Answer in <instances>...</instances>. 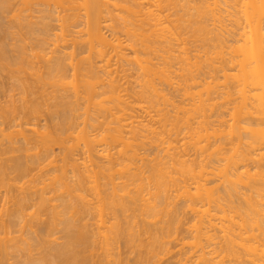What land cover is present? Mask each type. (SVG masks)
<instances>
[{"label":"bare ground","instance_id":"bare-ground-1","mask_svg":"<svg viewBox=\"0 0 264 264\" xmlns=\"http://www.w3.org/2000/svg\"><path fill=\"white\" fill-rule=\"evenodd\" d=\"M15 67L0 264H264V0H0Z\"/></svg>","mask_w":264,"mask_h":264},{"label":"rangeland","instance_id":"rangeland-1","mask_svg":"<svg viewBox=\"0 0 264 264\" xmlns=\"http://www.w3.org/2000/svg\"><path fill=\"white\" fill-rule=\"evenodd\" d=\"M9 17V16H8ZM9 19V18H8ZM6 20L5 19V23H7L6 21H9V20ZM51 49V48H50ZM85 51V50H84ZM19 68V67H18ZM15 69V70H14ZM13 69V73L12 72H8V71H2V72H0V85L1 86H3V89L4 90H2V93H0V108H5V107H7L10 103V96H13L12 97V99L13 98H15V99H13V100H15L17 103V105L18 106H20L19 104H21V103H19V100L21 99L20 97V95H21V90L20 89H18L19 87L17 86L18 85V83H16V81L13 83L12 81H14V79H12L13 77H18V75L19 74H17L18 72H17V69H16V67ZM16 72V73H15ZM2 74V75H1ZM4 74V75H3ZM12 74H13V76H12ZM17 74V75H16ZM6 75V76H5ZM10 75V76H9ZM24 77L26 76V75H23ZM222 75H220V77H221ZM4 78V79H3ZM7 81V82H6ZM3 83V84H2ZM6 83V84H5ZM8 84V85H7ZM12 85V86H11ZM14 86V87H13ZM7 87V88H6ZM16 87V88H15ZM18 87V88H17ZM5 92V93H4ZM3 94V95H2ZM9 95V96H8ZM8 96V97H7ZM15 96V97H14ZM3 103V104H2ZM6 103V104H5ZM4 105H7V106H4ZM45 109L47 110V108L45 107ZM44 109V110H45ZM46 110L45 111H43L44 113H42V114H40V116H39V119L38 118H33V119H35V120H33L32 118L30 119V120H28L29 118H25V119H19L18 120V124H24V126H26V128H28V126L29 125H31V124H34V123H38L40 126V129H41V127L43 126V129L46 127H51V122L49 121L50 119H49V116H47V112H46ZM48 111V110H47ZM43 115V116H42ZM39 120V121H38ZM26 122H28V124L26 123ZM50 122V123H49ZM25 123L28 125H25ZM48 124V125H47ZM50 124V125H49ZM43 131V130H42ZM29 136L31 135L30 133L28 134ZM31 136H33V135H31ZM66 136H68V135H66ZM66 136H62V137H66ZM75 136H76V134H75ZM1 140V139H0ZM22 141V140H21ZM1 142H2V140H1ZM0 142V143H1ZM69 142H71V143H74L73 142V140L71 139ZM71 143H69V145H72ZM60 147H55V148H53L54 149V156L55 157H57V160H58V162L57 163H55L54 164V166L55 165H60L61 164V159H62V152H61V150L59 149ZM151 155H153L152 153H151ZM51 168H53V166H51V167H47L46 168V170H49V169H51ZM52 173V172H54L53 171V169H52V171L50 170L49 171V173ZM37 174H38V177H40L41 175H40V173H39V171H35L34 173H33V175L35 176V177H37ZM48 174V173H47ZM44 174V175H46V176H43L41 179V181L43 182V181H47L46 183H49V176L48 175H50V177L52 176V175H54V173L53 174ZM15 176V175H14ZM13 176V177H14ZM13 177H11V178H13ZM29 178V177H28ZM28 178H26V179H24V180H20L19 182L20 183H17L18 184V186L20 187V186H22V184H23V182H25V183H27L26 181H30L31 180V176H30V178L28 179ZM48 178V179H47ZM28 179V180H27ZM17 181V180H16ZM11 183L10 184H12L13 186H14V183L16 184V182L15 181H10ZM18 182V181H17ZM17 184H16V186H17ZM20 184V185H19ZM11 185V186H12ZM10 186V191L9 190H7V187L5 188L6 190H4V188H1L0 189V196H1V198H0V201H1V203H0V228H2V224L4 225V223H5V221L8 219V217H7V215H5L6 214V211L7 210H11V209H14L15 208V206H13V205H15V200H16V197L14 196V194H16L17 193V196H18V192H17V189H16V187L14 188V190H13V187H11ZM11 188H12V191H11ZM9 191V192H8ZM15 191H16V193H15ZM11 192V193H10ZM4 193V194H3ZM7 193H8V195H7ZM12 193H14L13 195H12ZM61 193V192H60ZM8 196V197H7ZM13 196V197H12ZM51 196V195H50ZM4 197H6V198H4ZM9 197H11V198H9ZM14 197H15V199H14ZM13 199H14V201L15 202H12L13 201ZM11 200V201H10ZM6 201V202H5ZM8 201V202H7ZM5 204V206H3ZM53 204H56L55 202L53 203ZM34 212H35V208H33V209H29V210H27L26 211V215L27 216H25V218H24V220L26 221H28L29 222V220L31 221V220H33L32 218H30L31 217V215H32V213L34 214ZM44 216H41V219L44 221L46 218H47V215L45 216V214H43ZM2 216H3V218H2ZM30 216V217H29ZM88 217V218H87ZM86 217V219L85 220H87L88 222H87V224H89V226H90V224L92 225V223H94V219L92 218L91 219V217H89V216H87ZM186 217H188V216H186ZM186 217L183 219V221L185 220V222L187 221V226H188V224L190 223V221L189 220H191V217L189 216L188 217V219H186ZM6 218V219H5ZM190 218V219H189ZM2 221H3V223H2ZM184 222V223H185ZM2 223V224H1ZM84 223V222H83ZM84 224H86V221H85V223ZM31 225H33L32 227H34V226H36V225H34V224H31ZM28 226V225H27ZM29 227V228H28ZM28 227H25V229H23V231H18V229L19 228H17V230L16 231H18V233H14V237H16V238H20L21 236H23L25 239H28V238H30V239H32V238H35V236H34V234L33 233H35L34 231H37L38 230V227L36 226L35 227V229H33L34 231H32L33 233H30V235H29V233H28V231H25V230H29V229H32L30 226H28ZM185 227H186V225H185ZM184 227V228H185ZM28 228V229H27ZM94 228V227H93ZM3 229V228H2ZM2 229H0V234H1V232H2ZM20 230V229H19ZM31 230H29V232H30ZM27 232V235L26 234H24V233H26ZM182 233V232H181ZM2 234H3V232H2ZM20 234H22V235H20ZM62 233L60 232V233H58V234H56L53 238H52V240H56V239H58L59 237H60V240L58 239V241L59 242H61L62 240H61V238H62V236H63V234L61 235ZM185 234V236L184 237H186V235L188 236V234L187 233H185V232H183L182 234H180L181 235V237L183 236ZM25 235H26V237H25ZM33 237H32V236ZM1 236V235H0ZM29 236H31V237H29ZM1 237H4V235L3 236H1ZM22 237V238H23ZM56 238V239H55ZM29 240V239H28ZM31 242V241H30ZM33 244V243H32ZM176 244V243H175ZM175 244H172V246H170V247H172L171 248V250H172V255L169 257V256H166V257H164V255H163V258L164 259H162L163 261H161L160 262V260H158L157 259V261L159 262H157L156 261V259L153 261L154 262V264H177V262H178V260L177 259H180L179 257H181L180 255H181V248H180V245H177L176 244V247H175ZM174 245V246H173ZM178 246V247H177ZM41 250V249H40ZM40 250H39V252H36V251H38V250H36L34 253H36V255H37V253L39 254H41V252H43V250L44 249H42V251L40 252ZM93 250H95V251H93V255L95 256V254H96V257H94V256H92V257H94V259H95V261H97V260H99V259H97L96 260V258H99V256L101 255V251H100V249L97 247V249L96 248H94ZM122 250H124L123 248H122ZM180 250V251H179ZM95 252V253H94ZM97 252V253H96ZM123 252V251H122ZM127 252V250H124V252L123 253H126ZM182 252H183V250H182ZM179 253V255L177 256V254ZM97 255H98V257H97ZM124 255V254H123ZM126 256H128L127 255V253H126V255H124V257H126ZM177 256V257H176ZM38 257V256H37ZM91 257V256H90ZM133 257V255H130V258H132ZM174 257V258H173ZM162 258V257H161ZM173 258V259H172ZM92 259V258H91ZM133 259V258H132ZM152 262V263H153ZM176 262V263H175ZM151 263V264H152ZM91 264H92V261H91Z\"/></svg>","mask_w":264,"mask_h":264}]
</instances>
